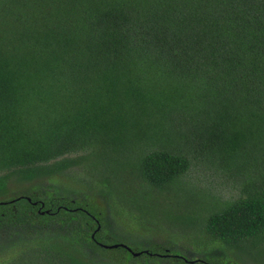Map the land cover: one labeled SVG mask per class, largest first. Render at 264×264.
Instances as JSON below:
<instances>
[{"label":"trees","instance_id":"obj_1","mask_svg":"<svg viewBox=\"0 0 264 264\" xmlns=\"http://www.w3.org/2000/svg\"><path fill=\"white\" fill-rule=\"evenodd\" d=\"M100 145L121 185L80 191L71 168ZM190 159L240 194L193 185ZM114 197L202 241L122 235ZM262 245L264 0H0V264H234L223 248Z\"/></svg>","mask_w":264,"mask_h":264},{"label":"rangeland","instance_id":"obj_2","mask_svg":"<svg viewBox=\"0 0 264 264\" xmlns=\"http://www.w3.org/2000/svg\"><path fill=\"white\" fill-rule=\"evenodd\" d=\"M106 151L105 146H98L95 148L94 153L91 157L84 159V162L77 166L72 167V175L71 182H75V178H80L82 185L80 187V191H108V192H115L116 188L121 185L119 181L115 178L123 176V173L119 172V174H110L107 172L106 165L108 164L106 157H103V152ZM76 154L70 155L75 156ZM107 163V164H106ZM70 169V168H69ZM70 171V170H69ZM214 165L207 163L203 165L199 161L195 159H190V165L188 170L185 173V178L189 180L193 185L199 187H206L209 189L210 192L218 196L220 201H225L229 199L236 198L237 195L240 194L236 185H232L231 177H227V175L218 173ZM109 177L110 182L108 185H102L101 181L103 178ZM45 183H48L46 179H44ZM12 187H16L15 189L7 191L4 195L9 194L10 192L18 193L20 190L25 188V186L21 184H13ZM24 193L23 191L19 192V195ZM164 200H159L160 207H164L165 209L168 204H173L175 209H171V217H175L176 213H179V207L177 204L181 201V198L176 194L173 193L169 196H164ZM117 207L120 209L116 216L120 219V221L126 224V228L121 230V234L124 236L133 234V237L142 238V240L152 238V239H164V240H173L177 243L182 244H191L195 243V241L199 242L202 241L200 237L202 234L197 229L196 226L187 225V224H180L177 219L167 218V220H162L157 217H154L151 214L142 213L139 214V210L148 211L151 209L152 206H141V201L136 206L132 200H124L118 199L116 197L113 198L112 201ZM147 205H150L154 202L152 199L146 200ZM103 207V205H101ZM116 208V209H118ZM130 213L131 215H128ZM195 215L191 213V217ZM131 216V218H130ZM132 236L130 238L133 239ZM155 239V240H156ZM181 248L177 249L176 247L173 249L174 254L176 256L184 259L182 256ZM223 251L226 252L228 258L234 264H264V245H262L261 250L257 248H246L245 250H233L232 253H228L225 248Z\"/></svg>","mask_w":264,"mask_h":264},{"label":"water","instance_id":"obj_3","mask_svg":"<svg viewBox=\"0 0 264 264\" xmlns=\"http://www.w3.org/2000/svg\"><path fill=\"white\" fill-rule=\"evenodd\" d=\"M96 228H98V226H97ZM117 245H120L121 247L125 248L128 252H130V254H132V255H134V256H136V255L139 254V252H133V251L130 250L129 247H127V246H125V245H123V244H111V245H103V244H102L101 246L104 247V248H114V247H116Z\"/></svg>","mask_w":264,"mask_h":264}]
</instances>
